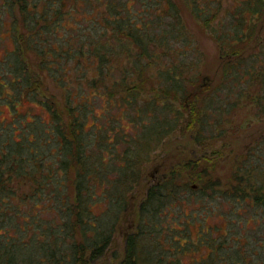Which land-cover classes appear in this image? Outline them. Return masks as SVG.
<instances>
[{
    "label": "trees",
    "instance_id": "16d2710c",
    "mask_svg": "<svg viewBox=\"0 0 264 264\" xmlns=\"http://www.w3.org/2000/svg\"><path fill=\"white\" fill-rule=\"evenodd\" d=\"M223 1L184 0L220 50L222 80L214 89L197 73L199 58L188 62L186 53L194 54L197 45L175 0H0L16 45L0 59V101L15 108L28 99L43 111L32 121L18 114L19 123L0 126V264L104 261L143 165L166 137L184 124L201 127L200 135L222 136L220 114L208 121L220 111V92L223 115L240 104L264 115V41L254 49L264 0H233L224 9ZM136 3L142 8L135 9ZM31 53L42 60L34 64ZM44 76L64 92L43 90ZM97 101L118 113L107 109L97 116ZM123 120L130 121L131 134ZM193 164L148 190L139 214L149 223L127 236L119 264H264V248H208L192 263L182 259L205 248L182 245L166 254L162 243L140 248L144 225L153 233L156 220L189 199L185 190L199 183L197 194L205 200L221 186L220 179H205L208 169ZM237 177L225 197L264 215V182L253 183L250 172Z\"/></svg>",
    "mask_w": 264,
    "mask_h": 264
},
{
    "label": "rangeland",
    "instance_id": "374dc122",
    "mask_svg": "<svg viewBox=\"0 0 264 264\" xmlns=\"http://www.w3.org/2000/svg\"><path fill=\"white\" fill-rule=\"evenodd\" d=\"M175 1L181 6L185 26L193 35L197 45L195 50L191 51L194 54L186 53L188 62L191 63L192 58L196 60L195 58L198 57L197 66L199 68L197 73L204 82L215 89L222 80L224 66L221 61L220 50L209 30L193 15L189 5L184 0ZM232 3L233 0H224L223 9L226 8L227 4L231 5ZM141 8L142 6L136 3L135 9ZM0 15V36L2 37L0 39V59L4 60L7 52L15 50L16 45L8 28L11 23L10 15L7 12H1ZM3 22H5V26H2ZM258 31V46L254 49L263 46L264 21ZM253 50L248 47L246 52L252 53L254 52ZM28 57L34 61V64H37L36 59H41L35 53L29 54ZM151 72H153L152 74L156 72L154 66ZM43 78V90L48 92V88L49 92L52 91L58 95L64 92V88L60 87L59 83L53 82L51 78L46 80L45 76ZM71 82L70 87H75V79H72ZM224 96V92L216 95L215 104L220 100V105L217 104V108H220V111H214V114L209 116L208 120L209 122H216L217 115L220 114L222 136H218L219 132L210 136L211 134H208V131L200 135L198 132H202L201 127L189 129V125L184 124L166 137L161 146L153 152L151 160L143 165V177L130 193L125 214L122 215L123 217L116 225L114 239L105 260L98 264H119L124 256L127 236L141 222L149 223L148 217L146 221H142L139 214L148 190L168 179L173 172L183 167L184 164H195L197 162L199 163V170L208 169L211 173L205 179L208 180L211 176H213V180L216 178L220 179L221 186L215 190H209L207 192L209 197L204 200L200 199V194H197V184L199 183L194 185L192 183L191 185L194 186L193 188L191 187L192 190L182 192L189 199L185 200L183 204H174L172 210L169 208L170 214L167 216L162 215L160 219L155 221L154 226L159 227L161 234L154 233L157 230L154 226H152L154 232L151 233L152 229L150 226L144 225L147 238H140V248H162L161 245H158V243H162L163 248L167 249L164 252L165 254L169 253L171 248H181L182 245L184 248H205L197 252L192 249L182 259L184 263H192L194 259L206 257L209 254L208 248H219L220 246L225 248H238V246L240 248H264V215L255 211L250 205L241 206V203L231 199L232 197H225V191L229 190V188L231 189L232 185L237 184L238 172L242 175L250 172L252 176H255L252 179L253 183L256 182V178H259L260 183L264 182V115L260 116L255 109H252V106L245 104H240L239 107L232 111V114L223 115L224 105L221 98ZM230 98L232 99V96ZM95 105L97 107V116L98 114H104L107 109H111L112 113L118 111L110 107L105 109L100 101H97ZM18 114L24 117L28 116L29 120L32 121V114L43 115V111L37 103L28 99H25L15 108H11L4 101H0V126L7 125L13 121L19 123L21 117H16ZM44 117L49 119L46 114H44ZM123 121L126 123L127 131L131 134L130 121ZM97 122H99V125L107 123L104 120ZM93 123L94 118L91 117L88 120V125L90 126L89 128L87 127L88 131L91 130ZM21 128L22 126L19 125V129ZM37 128L35 129L38 130ZM19 129L14 130L15 139L17 140L22 136ZM29 130L33 138L35 132L32 131L31 127ZM1 134L2 131H0ZM260 183L258 184L262 185ZM107 207L108 205L106 204L102 208L106 209ZM258 221H261L260 225L257 223ZM186 231L187 234L185 233ZM201 243H204V245ZM193 252L196 253L194 256ZM257 260L255 258V261Z\"/></svg>",
    "mask_w": 264,
    "mask_h": 264
}]
</instances>
